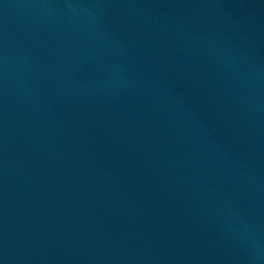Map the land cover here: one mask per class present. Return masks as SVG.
<instances>
[{"label":"water","instance_id":"water-1","mask_svg":"<svg viewBox=\"0 0 264 264\" xmlns=\"http://www.w3.org/2000/svg\"><path fill=\"white\" fill-rule=\"evenodd\" d=\"M0 264H264V0H0Z\"/></svg>","mask_w":264,"mask_h":264}]
</instances>
